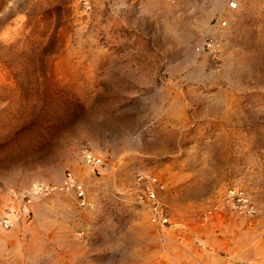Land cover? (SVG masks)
<instances>
[{"label":"rangeland","instance_id":"rangeland-1","mask_svg":"<svg viewBox=\"0 0 264 264\" xmlns=\"http://www.w3.org/2000/svg\"><path fill=\"white\" fill-rule=\"evenodd\" d=\"M45 206L73 264H264V0H0V264Z\"/></svg>","mask_w":264,"mask_h":264},{"label":"crops","instance_id":"crops-1","mask_svg":"<svg viewBox=\"0 0 264 264\" xmlns=\"http://www.w3.org/2000/svg\"><path fill=\"white\" fill-rule=\"evenodd\" d=\"M84 214L81 209L68 207L38 210L28 231L19 235L26 258L32 264H73L90 256L89 246L98 234L93 219L87 222Z\"/></svg>","mask_w":264,"mask_h":264},{"label":"built area","instance_id":"built-area-1","mask_svg":"<svg viewBox=\"0 0 264 264\" xmlns=\"http://www.w3.org/2000/svg\"><path fill=\"white\" fill-rule=\"evenodd\" d=\"M83 157L86 165L92 170L99 169L103 165V158L88 148L84 149ZM65 179H67L70 187L75 186L77 189H80V186L76 185V182L73 181L74 179L70 172L66 174ZM137 179L144 184L142 192H140V199L145 197L150 201V221L157 225L169 224V217L167 216L164 207L159 203L156 197L155 188L153 187V184L157 183V181L153 177L144 174H139ZM66 186H68V184ZM79 194H81V192H79ZM3 222L5 225H8L9 223L7 220H4Z\"/></svg>","mask_w":264,"mask_h":264},{"label":"bare ground","instance_id":"bare-ground-1","mask_svg":"<svg viewBox=\"0 0 264 264\" xmlns=\"http://www.w3.org/2000/svg\"><path fill=\"white\" fill-rule=\"evenodd\" d=\"M74 181V180H73ZM68 184V186L70 185L68 182H67V179H62L61 183L58 184L57 186H52L51 189H54V188H57V187H60V186H66ZM45 185V184H44ZM43 185V186H44ZM46 186V185H45ZM80 190V189H79ZM38 191V189L36 188V186H33L31 190L28 191V194L31 196V197H34L36 195V192ZM79 193V192H78ZM83 204V203H82Z\"/></svg>","mask_w":264,"mask_h":264}]
</instances>
